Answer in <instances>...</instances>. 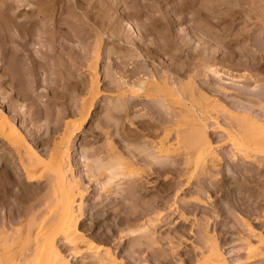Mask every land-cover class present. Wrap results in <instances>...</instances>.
Instances as JSON below:
<instances>
[{"label":"bare ground","instance_id":"bare-ground-1","mask_svg":"<svg viewBox=\"0 0 264 264\" xmlns=\"http://www.w3.org/2000/svg\"><path fill=\"white\" fill-rule=\"evenodd\" d=\"M258 1L259 5L257 6L258 3H256V12L257 9L260 8H262V12H264V0ZM46 7L44 12H46L48 16L56 17V15L59 14L58 22H50L51 25L49 26L47 23L45 29V33L49 30L53 31L56 29V33L51 36L50 47L48 45L49 53L47 52V55L52 57V72L47 73L48 69L40 62L37 66L40 67L42 73L46 71V75H50L49 79L45 78L40 81L38 78L33 77V79L30 80L31 82L27 81L26 85L21 82L19 86L20 89L15 96L5 97L6 102H4V104L15 114V118L21 117L23 126L28 122L31 126L30 131L27 132V134H30L28 136L23 134L20 129L11 122L5 111L0 108V153L6 151L13 154L12 158L17 160L16 162L21 172H23L28 187H31L30 184L40 182L46 178L48 190L42 197H39L41 190L37 191L38 189L36 188H30L29 190L25 189V191L30 193L29 207H24V212L26 214L22 212L23 210L20 211L19 214L22 218L27 214V219L32 218L27 221L30 226L27 225L28 227L26 229L25 222V228H23V230L19 229L17 232V229H14V232L16 231L19 235L23 236L26 234L25 237L20 238H23V244L21 241L16 244L18 239L15 237L16 239L11 240L12 236L10 237V235L12 232L10 234L11 230L9 231L6 223H3V225H5H2L0 228L2 230L0 231V264H71L64 255V251L73 255V258L83 259L87 257V259L90 260L87 262L83 260L85 262H83V264H175L171 260V257L176 253V248L169 245L172 241L171 238H162V236H160L159 230L162 227L158 229L156 222L160 221L158 223H163L164 220L170 218V216L174 214L179 217L177 223L181 224L182 228L184 227V223H189V221H192L190 223L200 227V219L195 216V213L200 210V208H206L205 205L216 209L219 216L223 217L225 220H229L228 223L232 225L228 226L226 225L228 223L222 220L223 223L220 225L222 228H226L227 226L234 228L233 223H235V227L239 225L237 230L236 228L234 229L236 232L233 231L236 236H234V238L229 236V238H225V235L222 234L223 237L220 238L215 235L216 233H209V224L206 223L209 218L205 216L204 219L201 220L205 221L206 224L200 227L197 236L199 237V247H196L197 252L182 260L179 259L178 263L241 264V255L243 253L240 254L241 250H238V246L244 245V247L242 248L241 246V248L244 250L243 252H245V260L248 261V263L246 262L247 264H264V232L256 229L253 225V221L250 222L253 219L256 224L264 228V185L260 182L261 185L258 183V185H260L258 188L260 189H254L251 187L252 184H250L249 181L248 185L245 183L239 185L238 181V177H241L239 173L246 174L244 173V169H246L245 164L251 163L253 160L252 156L250 157L251 153H249V151L253 150L255 153L257 152L264 157V99H262V93L264 94V76L260 79V74L264 72L261 71L263 68L261 67L262 65H260L261 61H264V34H257L253 42L247 40L246 43L241 45L239 52L231 53L233 55L232 58L236 57L237 59L238 57V63L235 64V67L237 65V67H242V69L244 68L246 71L248 70L251 72V76L246 75V77H244L245 82H243L242 86L234 84V86H236L235 88L224 87L218 85L220 84L219 79L214 80L216 82H214L215 85H218L216 87L213 85L214 83H212L211 79L218 78L219 73L210 69V66L208 70L212 73L211 76L213 78L207 75L209 79H201V83L211 89V95H202V84H200V82L197 84V81H194L200 78L201 67H204L207 63L201 58V50H197L200 52L197 58L199 59L197 62L200 64L195 67L197 75L192 77V79L190 78L191 76H189L188 80H191L186 85H184V82L182 83L180 74L177 77H170V75H168L169 72H171L170 69L169 72L165 69L168 73L165 71L164 73H162V71H156L157 69L154 70V76L153 74L150 75L152 78L154 77V81H149L151 87L148 88H145L146 84L148 85L146 79H144L146 82L131 86L129 82H125L123 83L124 85H122L120 80H117L118 83L114 81L113 83H117V87L121 89L118 91V99L111 101V103L106 102L108 104V109L105 108L102 112V116L98 119V125L102 126L104 130L106 128V131H102V128L100 129V127L97 126L102 133H100L99 130V134L94 132L93 135V142H95L96 145L98 143L95 140H99L98 142H100L103 137L107 139L106 141L108 144L99 145L100 147L98 145L96 147H91V142L88 141L87 137L81 140L82 142L80 145H77L76 138H78L80 134H86L83 130V126L90 122L92 118V113H90V111L94 106L96 96L99 95L98 73L96 72L97 63L95 61L90 66L91 73H89L91 74V81L89 93L91 97L89 98L88 96V100H85V98L81 101L78 107V103L73 101V99L77 101L75 95L80 92L77 87L76 77L73 74V67H75L73 61L79 54L73 42L74 39L79 37V33L83 31L77 28L78 25L74 24L76 23L75 18L78 15L77 9L79 8L81 16H83V18L85 17L84 20H90V17L95 16V14L93 15V10L96 9V7L90 5H86V7L84 5H79L78 7L77 4H68L66 0H56L51 6ZM110 11L108 4L103 2L101 3L100 10L97 12L109 16ZM262 12L258 17H262ZM63 14H66L67 18L69 17L72 19V22L74 19V23L70 20L67 21L68 19L64 21L65 25L70 23L67 28L61 23V16H63ZM110 23L111 21L109 24ZM116 23H118V21H114V24ZM106 25H108L107 22L103 21L98 28L103 31L107 28ZM89 26L92 27V25ZM261 26H264V19H262ZM102 31H95L98 36L100 34L99 39H97L100 43L102 42L101 36L104 35ZM257 53H260L261 59L258 58ZM74 56L76 57L74 58ZM229 58L232 59L231 57ZM53 76L54 78H52ZM251 79H253L254 82L251 81ZM28 83L31 84V87ZM152 83L154 85H152ZM43 84L46 86V89H48V99H46L47 108L45 107L44 110L39 104L40 99L42 100L46 97L45 94L40 91ZM122 86H125V89L121 88ZM231 90L232 93H235L236 97L240 99H236V101L235 99L230 100L229 98L231 95L229 92L231 93ZM81 92L84 91L81 90ZM93 94H95V96H93ZM140 94H142V96ZM219 95L220 99H212L211 97H217ZM142 98L152 102V105H147V109L154 110V128H157L158 121L164 126L165 123L166 126H172L174 125L173 123H175L176 125L174 126L178 128V132L181 126H189H187L190 130L187 131L188 134L186 138L182 137L184 131L186 132V130L181 131L183 130L182 127L178 133L169 126L173 132L175 131L174 133H177L174 134L176 137L174 136L173 139L181 140L182 143L184 142L183 150V147L180 148V146L174 149L168 144L169 141L166 142V140L169 139L168 137H170L169 130H171L166 129L164 133H162L164 134V138H161V141L159 140L160 142L158 141L159 143L153 146L155 147L154 151L156 149L157 153H155L156 151L154 154L150 152L154 158L149 153L147 154V151L137 144L136 138H134V140L138 147L134 145L136 148L134 147V149L129 150V153H127L128 156L131 157L129 158L127 156L126 159L125 156L124 158L122 152L124 148L121 150L120 147L114 145L115 143L112 142L114 140H111V137L115 134L121 136L123 130H121L120 126H122L123 122L120 124L119 121L130 115L134 108L137 109L136 107L139 104L135 99L139 100ZM221 99L223 101H220ZM203 100L207 102H202ZM177 106L178 108H176ZM18 108H23V110L21 109L23 112L21 110L19 111ZM216 108L219 110L221 109L219 112L217 111L220 113V117L225 115L223 119L228 121L224 127L219 123V114L212 115L211 113ZM178 118L182 120L180 119L177 121ZM43 120L46 122L44 127L40 123ZM51 122L52 124L48 125V123ZM175 127L174 129H176ZM42 128H46L48 133L47 137L41 136ZM110 128L111 131L113 129L116 133L112 135V133H110ZM27 129L29 130V128ZM210 129L213 131L216 130V132L218 131L222 134L220 135L218 132H214L213 134L210 132ZM180 133L181 135L177 136ZM122 134L124 135V133ZM223 134L225 137H228H226L227 140L224 139L222 136ZM214 135L216 136L215 138H213ZM154 136H157V132H154ZM29 139L33 142L36 141L38 144H36V146L42 147L43 149L41 151L43 152L40 153L38 147L35 148L34 145H31ZM120 139H122V136ZM124 139H122V141ZM227 141L228 143H226ZM218 142H222V144L220 143L222 146L219 148L230 147V150H228L229 152H227L228 154L223 153V155L227 156V160L224 161L227 167L226 165L224 167L221 163L226 157L222 159L221 154H218L219 150L214 147ZM179 145L183 146L182 144ZM78 146H80L81 149H79L80 147ZM131 147L133 148V146ZM138 148L143 151L142 153L144 155ZM124 150L126 154L128 151H126V149ZM6 154L0 156V162H2V159L8 160ZM140 154L141 156H147L146 158L142 156L141 159ZM171 155H173L175 159H173ZM250 159L252 160L250 161ZM168 160L171 162H167ZM142 161L145 164L142 163ZM260 161L264 163V159ZM140 162L144 164L143 166L146 165L145 167H150L146 168L148 171L154 167V170H151L150 174L148 173L149 176L152 172L155 176L157 173L161 174L162 172L165 173L170 171L172 173L175 172V179H180L184 177V174L190 173L184 185H180V181H176L174 185L172 184L173 186L170 185L169 187V190L176 189V191H178L181 189V192H185V194L181 193V195H191L190 199L188 200L189 197L187 199H183L184 197L180 198L181 196L179 197V193L175 191L177 194H175V198H173V203L167 206V210H169L168 214L171 215H161L162 212L159 211L158 208L166 205L165 198L168 194L163 192L156 193L154 199L149 198L147 199L149 200L148 202L147 200H145L146 202L143 201L145 197L143 194L144 187L141 183V178L140 180L137 178L140 176H137V166H141L140 169L142 170ZM181 163H183V165ZM180 164L183 168H181ZM258 167H261V165ZM258 167L257 170L259 169ZM11 170L5 171L7 180L3 187L5 189L4 194L7 197L9 195L13 196L12 191H10L14 184ZM91 182L92 184L86 185V183L89 184ZM234 184H237V190ZM92 187H95V189ZM96 189L98 190V194L101 195V198L99 197L101 201L97 204L89 203V206L92 205V213L90 217L89 215L86 217L85 210L87 209H85V203L86 201L94 200L91 195L94 193V190L96 192ZM169 190H167V192ZM201 195L206 196V202L202 199L204 196ZM157 209V213H160L157 214L158 216L154 214V216L156 215L158 218L154 217L156 221H153L154 224L152 223L154 225V227L151 228L152 231L149 229L152 225L149 224L150 226H147L149 228L145 230L146 226H144L145 231L141 230L140 233L138 230L142 229V227L139 228V221H141V218L147 213L155 212ZM188 214H192L191 217L194 219H189ZM20 215L18 217H21ZM9 220L13 222L15 218L11 215ZM32 220L33 222L31 223ZM87 220H90V226L87 224ZM0 221L2 222V220ZM108 221L115 222L116 225L114 227L116 228L112 227L111 230L106 228L105 231V227H108ZM162 223L160 225H162ZM100 225L103 230H101ZM111 225L114 224L111 223ZM124 225H126L125 228L130 226L129 229L126 228V230L131 229L128 233V235L130 234L128 237L123 235L126 232V230H124L125 228L122 229ZM92 227L94 228L92 229ZM107 229H109L111 234H108ZM224 230L225 229H221V233H223ZM90 231H92L91 234ZM142 231L148 233H143ZM16 232L14 235H16ZM229 232L231 233L232 231L228 228L227 233ZM184 233V230L178 232L179 235H183ZM149 234L152 235L150 236ZM224 234L226 233L224 232ZM126 237L130 239L129 241L132 243L129 248L128 245L126 246ZM254 239L255 242H257L255 244L252 243ZM107 241L112 244L108 245ZM165 241H167V243L169 242L167 244L170 247L169 249L166 247ZM59 242L65 245V250H62L58 246ZM233 243L235 245L238 243L237 250ZM106 244L108 247H106ZM20 246H22V248H19ZM168 251H170V253H168ZM253 254H255L254 257L257 258L254 259L255 261L252 259Z\"/></svg>","mask_w":264,"mask_h":264},{"label":"rangeland","instance_id":"rangeland-1","mask_svg":"<svg viewBox=\"0 0 264 264\" xmlns=\"http://www.w3.org/2000/svg\"><path fill=\"white\" fill-rule=\"evenodd\" d=\"M55 1L56 0H0V108L1 110L5 111L7 116L10 118L11 122H13L20 129V131L23 134H26L27 136L30 134V133L27 134V132L30 131V126H31L30 123L28 122L26 125L23 126L21 117L15 118V114L7 108L6 104H4V102H6L5 97L15 96L18 90L20 89L19 86L21 82H23V84L26 85L27 81L32 80L33 77L38 78L40 81H42L41 79H45V78L49 79L50 75L49 74L46 75V71L42 73V70L40 71V67L37 65H39L41 62L44 66H46V69H48L47 73L52 72L51 70L53 68V61L51 59L52 57H49L47 55V52L49 53V47H50L49 44H51V36H53L56 33V29H54L53 31L49 30L47 31V33H45V29H46L47 23H48L47 25L49 26L51 25V23L58 22L59 14H57L56 17L48 16L47 13L44 12V9L47 8L46 6L48 7L51 6ZM66 1L70 5L77 4L78 7L79 5H84L85 7L86 5L96 7V9L93 10V15L95 14V16L90 17V20H84L85 17L83 18V16H81V11H79V8L77 9L78 15L75 18L76 23H74V19L72 22V19H70L69 17L67 18L66 14H63V16H61V23L64 24V27L67 28L68 24H70L68 23L66 24L67 25L66 26L64 23V21L68 19L67 21L70 20L75 25H78L77 27L78 29L83 30L81 33H79L80 34L78 35L79 37L74 39V42H73L75 49L79 54L78 57L74 56V58L75 57L76 58L73 61V65L75 66L73 67V70H74L73 74L76 77L77 87H78V90L80 91L75 95L76 98L74 97L75 99H77V101L74 99L73 101L78 103V107L81 101H83L85 98H86L85 100H88L87 98L88 96L89 98L91 97L89 93L90 92L89 85L91 81L90 66L95 61L97 63L96 72L98 73V94L99 95L96 96V101H95L96 104L94 103V106L90 111V113H92V118L90 122H88L87 124L83 126V130L86 134H80L79 135L80 137L78 136V138H76L77 145L81 144L82 142L81 140H83L84 137H87L88 141L91 142L90 144L91 147H96L97 145L102 146L104 144L106 145L108 144V142L106 141L107 139H105V137H103V139L100 137L102 140L100 142H98L99 140H95L98 143L96 145L95 142H93L94 140L93 135H94V132L99 134L98 131L102 128V126L98 125V119L102 116V112L105 110V108L108 109L107 103L109 102L111 103V101L118 99L117 98L118 93H119L118 91H120L121 89L120 87L119 88L117 87V83H118L117 80L118 81L120 80V83L122 85H124L123 83L125 82H129L130 86L135 85L137 83L146 82L147 80L148 85L146 84L147 87L145 86V88H148V87H151L150 86L151 83L149 81H152V82L154 81L153 80L154 77L152 78V76H150L152 74L154 76V70L157 69L156 71H162V73H164L165 69H167L168 72L170 70L172 72V73L169 72L168 74L170 75V77H173V76L177 77L180 74L181 76L180 79L182 83L184 82V85H186L189 83L192 77H195L197 75L195 67L198 64H200L197 62L199 61V59L197 58H198V53L200 52H198L197 50H201L202 51V53H200L201 58L203 59L204 62H207V63L206 65H204V67H201L202 69L200 73L201 74L200 78L199 79L197 78L194 81H197V84L199 82L200 84H202L203 86L201 89L202 95H208V96L211 95V89H209L207 86L201 83V79L207 80L209 79L207 78V75H210V76L212 75V73L209 72L210 70H208L209 69L208 67L210 66H211L210 69H213L219 73V76L216 79L211 76L213 78V80L211 79L212 83L215 82L214 80L220 79L219 81L220 84L218 85H221L224 87L235 88L236 86H234V84L238 86L240 85L242 86L243 82H245L244 77H246V75L249 76L251 72L248 70L246 71L244 68L242 69V67H237V65L235 67V64L238 63V57L237 59L236 57L232 58L233 55L231 53L239 52L241 45L243 43H246L247 40L249 41L251 40L253 42V39L257 37V34L258 35L259 33L264 34V28H263L264 26L263 27L261 26L262 19H264V12H262L263 9L262 8L257 9V12L255 10V8L259 5L258 0L257 1L256 0H71V1L66 0ZM103 2H106L108 4V7L111 10L109 12V16H105V14L103 13L99 14V12H97L98 10H100L101 3ZM256 3H258L257 6H256ZM261 12L263 13L262 15L263 18L258 17L260 16L259 14H261ZM109 20L111 21L110 24H109L110 22ZM103 21L107 22L108 25H106L107 28H105V30L102 31L98 28V26L101 25ZM114 21H118V23L114 24ZM89 25H92L93 28ZM94 30L103 32L104 35L101 36L102 37L101 43L99 42V40H97L99 39L100 34L98 36ZM257 54H258L257 55L258 58H260V53H257ZM229 57H231L232 59H230ZM233 59H236V60H233ZM260 65H262L261 67L264 69L263 60L261 61ZM263 69L261 70L262 72L264 71ZM167 70L165 72H167ZM263 73L260 74V79H262L261 77L264 76ZM189 76H191L190 80H188ZM52 78H54V76ZM148 78L152 80H149ZM114 81H116L117 83L114 84L113 83ZM251 81L254 82L253 79H251ZM29 83L28 85H30L31 87V84ZM215 83L213 85H215ZM44 84L42 87H45V88L41 87L40 91L44 93L46 97H44L42 100L40 99V102H39L43 110L45 107L47 108L46 99H48L47 97L48 89H46V86ZM152 85L154 84L152 83ZM218 85H215V86L217 87ZM124 87L125 86H122L121 88L125 89ZM81 90L84 92H81ZM229 94L231 95L229 98L230 100L235 99L236 101V99H240L236 97L235 93H232V90H231V93L229 92ZM140 95L142 96V94ZM93 96H95V94H93ZM211 97L212 99H220V95L217 97H213V96ZM262 99H264L263 93H262ZM135 100L139 104L136 107L137 109L134 108V110L131 111L130 115H128L127 117L119 121L120 124L123 122L122 126L120 127H121V130H123L122 133H124V135L121 133V136H122V139L124 138L125 139L122 141V139H120L121 136H119V134L116 135L115 134L116 131L114 130L115 131L114 132L113 129L111 131V128H110V133H112V135L113 134L116 135V136L113 135L111 137V140H114L112 141L113 143H115L114 145H116L117 147H120L121 150L122 148H124L126 149V151H128L125 154V150L124 149H123L124 151L122 150L124 154V158L126 156V159L128 156L127 153H129V150L134 149L135 147L134 145H136V147H138L139 145L140 147L144 148L147 151V154L149 153L150 155H152L150 152L154 154V152L156 151V149L154 151L155 147L153 146H156L157 145L156 143H159L161 141L160 139L164 138L163 136L164 134H162L164 133V130L173 128V130L178 132L177 131L178 128L174 126L176 125L175 123H173L174 125L172 126L169 125L171 127L170 128L168 125L166 126V123L164 126L162 123L158 121L157 122L158 126L157 128L155 127L156 128L155 129L154 128V110L152 111V110L147 109L148 108L147 105H150L152 102H149L148 99L146 100L144 98L139 99V100L135 99ZM220 101H223V100L221 99ZM202 102H205V101L203 100ZM176 108H178V106ZM21 109L23 110V108ZM21 109H19V111ZM220 110L216 108L211 113L212 115H217V113ZM218 114H219L218 117H220V113ZM224 116L225 115H223V117ZM223 117H220L218 120H219V123H221L222 126L224 127L228 123V121L223 119ZM28 119H29V116H28ZM180 119L178 118L177 121ZM40 123L43 127H44V124H46L45 120H43ZM51 124L52 122L48 123V125H51ZM97 126L100 127V129H98ZM177 126L180 127L179 125ZM187 126L186 125L181 126L183 130H181V127H180L179 132L180 130L181 131L186 130V132L189 131L190 130L188 128L189 126L188 127ZM174 127L176 129H174ZM27 128H29V130ZM173 130L172 129L169 130L170 137H168L169 139H167L166 142L169 141L168 144H170V146H172L174 149L179 148L180 146V148L183 147L182 148L183 150L184 142L182 143L181 140L173 139L174 136L176 137V135L174 134H177V133H174L175 131L173 132ZM210 130L209 131L212 132L213 134L214 132L215 133L218 132V131L216 132V130L215 131H213L212 129ZM102 131H106V128L105 130L102 128ZM154 132H157L156 137L154 136ZM186 132L184 131L185 134L184 133L182 134L183 138L187 137L188 132L187 133ZM100 133H102L101 130H100ZM181 133L178 134L177 136L181 135ZM221 134L222 133H220V135ZM41 136L42 137L48 136L46 128H42ZM222 136L224 137L225 140H227L228 138L227 136H226L227 138L224 136V134ZM215 137L216 136L214 135L213 138ZM134 138H136L135 140L136 142H138L137 143L138 145L135 144L136 142ZM29 143L31 145H34L35 148L38 147L39 148L38 150L40 153L43 152L41 151L43 149L42 147L36 146L37 144L36 141L33 142L29 139ZM220 143L222 144V142H218L216 143L217 145H215L214 147L217 148V150H219L218 154L219 155L221 154L222 159L226 157L223 159L221 163L223 164L224 167L225 165L227 167V164H225L226 162H224L227 160V156L223 155V153L228 154L227 152H229L228 150H230L229 149L230 147L219 148L220 146H222ZM226 143H228V141ZM179 144H182L183 146ZM131 146H133V148ZM79 149H81V147ZM138 149L140 150V148ZM252 151L253 150L249 151V153H251L250 157L252 156V159H253V160L250 159V161L251 160L254 161V162L251 161V163L253 164H256L257 162L259 163H257L256 165H253L251 163L245 164L246 167L245 165L244 167L246 169H244V173L246 174L241 173L242 174L241 175L239 173L241 177H238V181H239V185L243 183L248 185L250 182V184H252L251 187H253L254 189H257L261 185L260 182H262L264 185V163H262L263 161L262 162L260 161V160H263L264 157H262L263 155L257 152L255 153L254 151L252 152ZM142 152L143 151H141V153ZM1 153H0V156H3L7 153L6 155H7L8 160L2 159V162H0L1 164L0 165V208H1L0 220H2V222L0 221V228L5 222L7 225V229L9 231L11 230L10 234L12 232V234L10 235V237L12 236L11 240L17 238L18 241H16V244L20 243V241L23 244V238L22 239L20 238L25 237L26 234L22 236V235L17 234V232L19 229L23 230V228H25L24 226L25 222H26L25 225L27 229V227L30 226L28 225L27 221L32 219L31 217H29L31 219H27L28 214L23 218L19 214L20 211L23 210L22 212H24V209L29 207V194L30 193L25 191V189L29 190L30 188L31 189L36 188L38 189L37 191L41 190L39 197H42L44 193H46L48 190L47 189L48 183H47L46 178H44L43 180H41L43 182L41 181L36 182V183L30 184L31 187H28V183L24 179L23 172H21V169L16 162L17 160L12 158L13 154H10L6 151H2ZM155 153H157V151ZM173 155H171L172 158H173ZM142 156H141V159H142ZM146 156H143V157L146 158ZM128 157L130 158L131 156H128ZM152 157L154 158L153 155ZM173 159H170V160H173ZM170 160H168L167 162L170 163L171 162ZM142 163L144 162L142 161ZM142 163L140 164L142 165V170L140 169L141 166L140 167L139 165L137 166V174H138L137 176L140 175L137 178L139 180L141 178V181H142L141 183L143 184V187H144L143 194L145 195L146 198L144 197L143 201L149 198L154 199V195H156V193L163 192L165 194H168L166 197L167 199L165 198L166 205L160 206L158 208L159 211L162 212L161 215L168 214L169 210H167L168 209L167 206L173 203V198H175V194H177L176 192L179 193L178 195L179 197L181 196L180 198L184 197L183 199H187L189 197L188 200L190 199L191 195H188V196L181 195V193L185 194V192L183 191L181 192V189H179L178 191H176V189L169 190L170 185L172 184L174 185V182L176 181L177 182L180 181V185H184L185 181L190 176V173L189 174L187 173L186 175L184 174L183 175L184 177L180 179H175L176 178L175 172L172 173L170 171H167L165 173L162 172L161 174L157 173L158 175L155 174V176L153 175L154 173L152 172V174L149 176V174L151 173V170H154L153 169L154 167H152V169L151 170L149 169L148 171L146 168H150V167L149 166L145 167L146 165L143 166L145 163L144 164ZM181 164L183 165V163ZM181 164L180 166L181 168H183ZM257 165L258 166L261 165V167H258ZM257 167L259 168L258 170H257ZM6 170L12 171V175H13L12 181L15 184V185L13 184L12 190H10L12 191L13 196L9 195L8 197L4 194L5 189L3 187L4 183H6V180H7L6 179L7 175L5 174ZM244 176H245V179H244ZM258 183H260V185H258ZM90 184H92V182L89 184L86 183V185H90ZM234 185H235L234 186L235 188L237 187L236 188L237 190L238 189V186H236L237 184H234ZM92 188L95 189V187H92ZM166 189L169 191L167 192ZM92 195L91 197H93L94 200L86 201L85 203V209H87L85 210L86 217L88 215L90 217V214L92 213V210H91L92 205L89 206V203L97 204L98 202L101 201L100 199L101 195L98 194L97 189H96V192L94 190V193H92ZM201 196H204V198L202 197L201 198L206 202L207 201L206 196L205 195H201ZM148 201L149 200H147V202ZM1 205L4 208H2ZM205 206H206V208L204 207L205 209L200 208V210L196 211L195 213V216L198 219H200V222H199L201 224L200 227L208 223L209 233H213V234L216 233L215 235H217L220 238H222L223 235H225V238H229V237L234 238V236H236L234 232H236L237 227L239 225L235 227L234 225L235 223H233L234 228L228 227L229 225L232 226L231 223L230 224L228 223L229 220H225L223 219V217H220L216 209L208 207L207 205ZM158 209L155 212H150L149 214L147 213L145 216L141 218V221H139V228L142 227V229L138 230L140 231V233H141V230H144V226H146L145 230L149 228L147 226L152 225L149 229L154 227L153 221H156L155 220L156 218L154 219V217H157L158 216L157 214L160 213V212L157 213ZM9 213L15 218L13 222L9 220V218L11 217ZM154 214H156L157 216L156 215L154 216ZM19 215L21 217H18ZM168 215H171V214H168ZM191 215L192 214H188L189 219H194L193 217H191ZM205 216L210 219L209 220L207 218L208 222L206 223L205 221L201 220V219H204ZM168 219L164 220L163 223L161 222L162 225H160L161 223H158L160 221L156 222V225L158 226V229L162 227L159 230L160 232L159 234L160 236H162V238L163 237L171 238L172 241L170 242L169 245L174 246L176 248V253H177V254L175 253L174 255L172 254L173 257H171V260L175 264H179L178 263L179 259L182 260L184 258H187V256H191L192 254L197 252L196 247H199V239H198L199 237L197 236H198L200 227L198 225L196 226L195 224L190 223L192 221H189V223L188 222L184 223L183 221L184 223L183 225L184 229H183L181 224L177 223V221H179V217L174 214H172L170 218ZM222 220L228 223L226 224L228 225L226 227L227 229L225 227L222 228L220 226L223 223ZM252 221L256 229L264 232L263 227H261L259 224H256L255 220L252 219L250 222ZM32 222L33 220L31 221V223ZM110 222L109 221L107 222L108 227H105V231H106V228H109L110 230L112 227L116 228L114 227L116 223L111 222L112 224H114V225H111ZM87 224L88 225L90 224V220L89 221L87 220ZM125 226L126 225L122 226V229H124ZM101 227L102 226L100 225V228ZM15 228L17 229V232L15 231L16 235H14ZM93 228L94 227H92V229ZM126 228L129 229L130 226H127ZM126 228L124 230H126ZM228 228L232 231L231 233L230 232L227 233ZM235 228L236 230H234ZM109 229H107V232L108 234H111ZM128 229L123 234L124 236L128 237L130 235V234L128 235V233L129 231H131V229L130 230ZM221 229L222 230L225 229L226 231L224 230L223 233H221ZM101 230H103V228H101ZM183 230L185 231V233L183 235H179L178 232L183 231ZM0 231L2 230L0 229ZM144 231L142 232L148 233ZM91 232L92 231H90V234ZM224 232L226 234H224ZM149 233H150V230H149ZM127 237L125 238L127 241L126 240L125 241H126V246L128 245V248H129L130 244L132 243H130L129 241L130 239H127ZM165 243L164 244L169 249L170 247L169 245H167L169 242L167 243V241H165ZM252 243L255 244L257 242H255V239H254L252 240ZM107 244L109 245L112 243L107 241ZM107 244H106V247H108ZM98 245H105V244H98ZM233 245L235 244L233 243ZM237 245L238 243L235 245L236 247L235 249L237 250L239 248L238 250H241L240 254L243 253L241 255L242 258L240 256L242 263L247 264L248 261L245 260L246 255H245V252H243L244 250L242 249L244 245H240L238 246V248H237ZM58 246L62 250L63 249L65 250V245H63L61 242L58 243ZM19 248H22V246H20ZM19 248H18V251H19ZM63 253L66 256L67 260L71 262V264H79V263L83 264L84 261L87 262L89 260L87 259V257H84L85 259L80 258L81 260L73 258V255L69 254V252L64 251ZM168 253H170V251H168ZM254 255L255 254H253V257H252L253 261H255L254 259H257L254 257ZM250 264H258V263H250Z\"/></svg>","mask_w":264,"mask_h":264}]
</instances>
